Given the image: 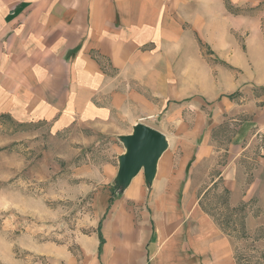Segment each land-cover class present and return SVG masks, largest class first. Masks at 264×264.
Segmentation results:
<instances>
[{
  "label": "crops",
  "instance_id": "0c3cea01",
  "mask_svg": "<svg viewBox=\"0 0 264 264\" xmlns=\"http://www.w3.org/2000/svg\"><path fill=\"white\" fill-rule=\"evenodd\" d=\"M2 118L165 139L153 176L143 166L107 196L84 260L53 246L50 264H238L202 202L228 192L250 232L264 225V183L242 167L264 140V0H0ZM217 128L230 129L224 146Z\"/></svg>",
  "mask_w": 264,
  "mask_h": 264
},
{
  "label": "rangeland",
  "instance_id": "374dc122",
  "mask_svg": "<svg viewBox=\"0 0 264 264\" xmlns=\"http://www.w3.org/2000/svg\"><path fill=\"white\" fill-rule=\"evenodd\" d=\"M229 131H214L221 146L230 141ZM257 141L253 152L243 158L246 184L256 178L264 183V171L259 169L264 140ZM126 148L123 139L96 129L56 133L46 125L2 118L0 264H50L53 246L68 248L84 260L78 244L99 229L107 196L122 194L131 186L133 179L122 168ZM226 162L222 156L210 174L202 171L198 179H213L218 166ZM202 207L232 239L238 264H264V225L258 227L253 221L255 232H250L243 207L232 208L228 192L217 188ZM250 207L254 216L262 210L257 201Z\"/></svg>",
  "mask_w": 264,
  "mask_h": 264
},
{
  "label": "water",
  "instance_id": "95a60500",
  "mask_svg": "<svg viewBox=\"0 0 264 264\" xmlns=\"http://www.w3.org/2000/svg\"><path fill=\"white\" fill-rule=\"evenodd\" d=\"M124 143L127 146L126 149H129L127 158L122 161L124 174L133 179L144 166L146 173L153 176L156 162L166 148L164 137L156 131L140 125L133 136L124 139Z\"/></svg>",
  "mask_w": 264,
  "mask_h": 264
},
{
  "label": "bare ground",
  "instance_id": "6f19581e",
  "mask_svg": "<svg viewBox=\"0 0 264 264\" xmlns=\"http://www.w3.org/2000/svg\"><path fill=\"white\" fill-rule=\"evenodd\" d=\"M128 154H129V149L126 151V153L124 154V156H123V161L127 158V156H128ZM125 158V159H124Z\"/></svg>",
  "mask_w": 264,
  "mask_h": 264
},
{
  "label": "trees",
  "instance_id": "16d2710c",
  "mask_svg": "<svg viewBox=\"0 0 264 264\" xmlns=\"http://www.w3.org/2000/svg\"><path fill=\"white\" fill-rule=\"evenodd\" d=\"M112 201V200H111ZM99 228H101V225L99 226ZM102 243H103V240H102Z\"/></svg>",
  "mask_w": 264,
  "mask_h": 264
}]
</instances>
